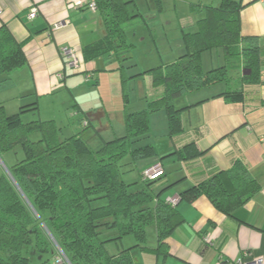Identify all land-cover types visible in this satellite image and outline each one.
<instances>
[{
    "label": "trees",
    "instance_id": "16d2710c",
    "mask_svg": "<svg viewBox=\"0 0 264 264\" xmlns=\"http://www.w3.org/2000/svg\"><path fill=\"white\" fill-rule=\"evenodd\" d=\"M95 2L105 33L86 48L84 59L115 54L127 60L134 48L126 40L127 29L142 15L129 8L133 0ZM191 8L202 16L194 32L183 30L184 52L172 62L136 75H149L152 87L161 94L147 100L142 110H124V134L103 140L97 149L90 145L95 137L85 121L78 132L62 138L53 120H22L21 115L36 102L12 115L0 105V159L18 148L24 153L7 171L0 170V264H133L135 250L157 255L164 250L167 255L168 240L184 219L163 197L168 185L158 183L164 171L156 179L143 176L157 156L154 146L143 142L150 136V114L165 111L167 137L172 139L183 131L184 109L174 104L178 98L222 84L220 97L241 102L243 87L259 83L263 60L261 40L240 34L241 2L220 0L217 5ZM218 49L222 63L204 70L201 55ZM24 63L21 43L1 25L0 74L7 76ZM168 155L189 161L200 152L189 141ZM134 171L138 179L125 182L123 176ZM259 188L246 164L234 160L229 169L215 172L179 198L192 201L203 195L215 209L230 214ZM149 228L155 235L154 248L148 246ZM126 237L133 241L110 252V244L118 246Z\"/></svg>",
    "mask_w": 264,
    "mask_h": 264
},
{
    "label": "crops",
    "instance_id": "0c3cea01",
    "mask_svg": "<svg viewBox=\"0 0 264 264\" xmlns=\"http://www.w3.org/2000/svg\"><path fill=\"white\" fill-rule=\"evenodd\" d=\"M219 1L202 3L199 0V4L217 5ZM235 1L241 2V36L258 37L264 47V0ZM32 9H36L34 17H30ZM189 9L193 11L191 7ZM193 12L197 13L196 22L202 13ZM195 22H190V25L195 27ZM1 25H5L14 39L21 43L25 56L23 66L7 76L0 74V105L8 115L36 102L37 119L53 120L65 136L78 132L85 121L97 139L103 131L112 130L111 120L114 119L119 123L117 133L121 132L118 135L121 136L125 131L122 122L124 110L127 113L142 110L147 100L161 94L160 89L152 87L149 75L136 76L152 68L153 64L147 63L143 69L128 73L127 68L133 65L129 62L127 65L125 61L128 59L121 60L119 55L84 59L86 48L104 37V26L97 11L91 12L81 6L71 8L68 0H0ZM65 47L75 51L78 70L66 66L67 60L61 53ZM262 59L260 81L243 87L241 102L230 103L220 97L225 89L222 84L187 93L175 101L177 105L174 102L177 108L184 109L181 112L182 133L172 139L168 137L163 145L147 142L154 146L157 154L152 163L163 167L165 176L158 183L159 187L168 185L164 188L163 197L178 199L175 206L184 223L168 240L167 255L164 250L158 255L135 250L134 253L137 251L140 255L133 256V264H229L239 258L245 263L259 259L264 264V48ZM98 61L105 65L94 68L93 62ZM212 62L209 68L203 66L204 70L219 66L222 57L216 66ZM96 72H109V76H114L108 82L110 95L122 97L120 108L111 110L98 104L97 99L82 100L74 86L77 85L76 78L70 76L84 73L87 79L95 80L93 85L96 86L100 83ZM118 72L117 78L115 74ZM142 77L147 79L145 84L140 81ZM136 81H140L139 110L129 108V87ZM69 107L74 109L68 111ZM189 141L194 142L200 152L199 157L179 161L168 155ZM234 160L245 163L259 183V190L249 200L230 214L215 209L203 195L192 201L180 200L179 195L183 191L217 171L229 169ZM166 169L171 171L166 172ZM151 236L154 238L153 234ZM155 243L149 247L154 248Z\"/></svg>",
    "mask_w": 264,
    "mask_h": 264
},
{
    "label": "rangeland",
    "instance_id": "374dc122",
    "mask_svg": "<svg viewBox=\"0 0 264 264\" xmlns=\"http://www.w3.org/2000/svg\"><path fill=\"white\" fill-rule=\"evenodd\" d=\"M202 3H208V0H200ZM199 4V0H133V3L129 6V8L137 9V11L142 15L139 18H135L131 25L128 27L126 35L127 41L134 45V48L129 51L128 60L125 63L129 62V65H133V67H128V73H131L135 70L143 69L147 66V63L153 64L152 67L162 66L168 62H172L181 54L179 51L184 52L183 42H182V31L194 32V25H190V22H195V18L197 13L191 12L189 7L191 5ZM222 57V52L218 51H209L202 55L204 68H209L211 61L213 66L220 61ZM94 68H102L105 64L102 61L93 62ZM73 70V69H72ZM75 71V70H74ZM118 74L115 76L118 78ZM95 75L99 79V84L94 86V79H87L84 73H79L74 76H70L76 80V84L74 85L76 89H78V94L82 96V100L84 102H88L89 99L98 100V104L102 106H106L111 110H116L120 108L122 102L120 98H115L111 93V87L109 85V81L114 79V76H109V72H96ZM101 76V78H100ZM79 78V81L77 80ZM140 81L143 84L146 83L147 79L140 78ZM136 81L135 84L132 83L129 87V108L130 109H138L140 102V90H139V82ZM89 82L90 85L87 83ZM92 90V91H91ZM146 90V87H144ZM102 100V101H101ZM178 102H175L177 105ZM74 108L68 109V111L73 110ZM44 111V110H43ZM162 111V112H161ZM164 112V113H163ZM26 113V114H24ZM21 118L23 121H29L32 119H37L38 117V106L37 103L33 108H27ZM28 115V117H24ZM84 117V116H81ZM71 123V122H70ZM112 130L103 131V128H100L103 131V135L106 138H113L114 136H118L120 133L117 130L119 129V123L117 119L111 120ZM167 118L164 110H160L158 112H154L150 114V137L146 139L148 142L152 141L157 146L165 144L168 140L167 135ZM65 130V127L63 128ZM90 134H92V129H87ZM67 135V134H66ZM102 134L96 139L93 143H90L93 149H97L101 144L105 137ZM60 137H67L61 134ZM24 156V153L21 148H18L14 152L5 154L0 161V170H5L10 165L14 164L16 161L21 160ZM153 159V158H152ZM143 160L138 162L139 170H143ZM165 160L163 161V166L165 167ZM169 164V163H168ZM161 165V164H160ZM137 167V169H138ZM162 167V165H161ZM167 168V167H166ZM163 169V167H162ZM171 171V169H166V172ZM138 179V172H127L123 176V180L125 182H129L130 180ZM156 187V185H155ZM157 188V187H156ZM154 235L152 229H148V246L154 245L155 243V235L154 238L151 235ZM132 238L126 237L122 242L115 246V244H110L109 250L110 252H116L118 248L128 246L132 242ZM156 244V243H155ZM140 253V251H139ZM137 251L134 253L135 255L139 254ZM140 255V254H139Z\"/></svg>",
    "mask_w": 264,
    "mask_h": 264
},
{
    "label": "built area",
    "instance_id": "2783aa9c",
    "mask_svg": "<svg viewBox=\"0 0 264 264\" xmlns=\"http://www.w3.org/2000/svg\"><path fill=\"white\" fill-rule=\"evenodd\" d=\"M68 5L71 8L81 6V7H86L91 12L97 11L95 0H68ZM35 13H36V9H32L30 17H34ZM61 53L67 60L66 66L73 70H78L79 61H78L75 51L72 48L65 47L61 50ZM162 172H163V169L161 165L159 163H155L144 170L143 176L149 179H156L162 174ZM177 200L178 199H167L168 202L174 205ZM261 262H262L261 260L256 259V260H252L249 263H245L242 261V259L239 258L229 264H261Z\"/></svg>",
    "mask_w": 264,
    "mask_h": 264
},
{
    "label": "water",
    "instance_id": "95a60500",
    "mask_svg": "<svg viewBox=\"0 0 264 264\" xmlns=\"http://www.w3.org/2000/svg\"><path fill=\"white\" fill-rule=\"evenodd\" d=\"M0 161H1V159H0ZM6 171H7V169H5Z\"/></svg>",
    "mask_w": 264,
    "mask_h": 264
}]
</instances>
